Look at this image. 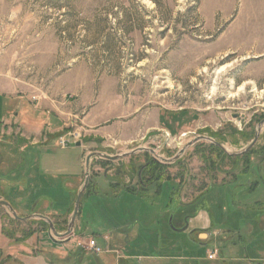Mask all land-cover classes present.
Masks as SVG:
<instances>
[{
  "label": "rangeland",
  "instance_id": "1",
  "mask_svg": "<svg viewBox=\"0 0 264 264\" xmlns=\"http://www.w3.org/2000/svg\"><path fill=\"white\" fill-rule=\"evenodd\" d=\"M0 91L36 96L62 116L77 115L68 116L75 120L69 134L78 132L86 155L119 154L142 145L169 158L198 134L215 135L229 152H240L264 121V0H0ZM5 111L0 101V115ZM8 125L2 123L0 130ZM151 132L155 133L143 138ZM58 139L52 138L45 149L41 146L36 157L57 177L81 172L80 146L72 140L61 147ZM263 145L264 123L253 147ZM202 150L208 152L209 142H196L183 156L187 172L180 188L186 200L201 197L194 195L212 181ZM259 158L250 157L249 169L237 181L208 186L205 211L213 224L210 233L214 238L231 237L206 247L196 235L171 232L183 211L174 215L177 209L169 210L157 217L149 212L142 236L149 241L148 252L156 253L155 247L164 243L166 249L158 254L175 257L160 264L264 260V210L257 214L250 207L264 205V165ZM145 159L139 153L122 161L90 160L79 235L95 237L101 252L114 248L110 243L105 247L100 238L113 222L135 224L124 215L126 208L147 204L161 208L157 203L161 195L156 194L155 202L140 190L137 168ZM119 163L133 165L132 174L122 173ZM105 167L118 172L105 175ZM177 168L173 165L167 171L174 174ZM231 168L226 162L218 170ZM221 176L215 172V181ZM244 177L246 187L248 177L258 182L250 193L240 189ZM57 184L61 194L65 191L61 178ZM0 195L14 208L16 199L2 184ZM72 209L65 218L49 215L54 222L62 221L58 226L65 229ZM6 211L0 217L4 234L12 239L18 227ZM208 248L218 249V259L206 258ZM226 256L224 263L220 259Z\"/></svg>",
  "mask_w": 264,
  "mask_h": 264
},
{
  "label": "crops",
  "instance_id": "2",
  "mask_svg": "<svg viewBox=\"0 0 264 264\" xmlns=\"http://www.w3.org/2000/svg\"><path fill=\"white\" fill-rule=\"evenodd\" d=\"M35 97L21 94L20 92L10 94V92L0 91V101H3L6 108V111L0 116V125L2 123L9 124L4 129V132L0 130V184L4 186L7 194L12 199H16L13 201L15 205L13 209L17 215L20 217H28L26 219L15 218V227H18V230L16 229L17 234L12 239L4 234L3 226L5 224L0 217V264H160L161 261H166L175 256L163 253L158 254L159 251L162 252L166 249L162 242L155 247L156 253L148 252L150 250L149 241L143 239L142 236L145 235L148 229L145 219L149 215V212L154 216H158L161 213L164 215L169 210L175 211L177 209L174 215L179 211H183L181 214V222L171 232L181 231L192 238L193 235H196L195 240H200V243L206 247L208 245H214L219 241L225 242V240L232 236L227 235L226 239L225 236L214 238V235L210 233L213 224L211 223V216L205 211H208L207 205L209 204L207 200V195L210 192L208 185L200 188L194 195L195 197L201 194L202 198L196 203H190L192 199L186 200V194L183 193L181 188L179 193H176V190L174 193L170 191L171 188L175 189L179 187L177 180L164 182L162 187L157 191L155 190L154 184L146 188H140L142 192L144 191V195L150 196L152 201L155 199L156 202V194L158 196L161 195L160 201L163 203L157 200L158 205H160L158 207H161L160 210L148 204L136 210L134 207L126 208L124 215L129 219L135 220V224L129 226L128 224L130 222L125 223V220L113 222L110 225L111 227L107 228L108 234L104 233L103 237L100 238L105 247L110 243L114 248H106L101 252L102 255H99L100 257H97L96 253L79 245V242L88 240L84 239L82 235H79L84 228L82 222L84 207H82V202H80V207L74 221L73 232L65 237L54 236L46 218L53 223L54 227L56 225L58 226L59 223L62 224L63 222H54L50 218L49 213L65 218V215L73 208L77 192L82 184L80 182L82 175H85L83 159L87 156V150H85L82 141L79 139L74 140L75 145L80 146L82 149V152H80L81 156H79L82 164L81 172L73 170L65 176L60 177L49 174L46 162L42 161L40 157H36V151L41 149V146L45 149L52 138L55 137H59V139L64 137L71 142L73 137L69 132L75 121L72 117L75 118L77 115L66 112L67 116H62L61 111L59 113L54 112L46 105L44 100L39 98L36 100ZM69 115L72 117H68ZM59 139L57 145H59ZM77 143L79 144L77 145ZM33 151H35V156L32 153ZM136 154H139V152ZM128 157L123 158V160ZM107 174L111 175L112 173L108 171ZM221 174L220 181L226 178L224 173ZM240 177L241 175H238L237 180ZM60 178L64 183L63 188L65 190H61V194L57 184ZM245 180L246 177L242 179L241 187L239 186L242 193L248 192L249 190L253 191L257 187L258 182L255 178L248 177L247 187L244 186ZM253 180H255V185L252 182ZM79 182L80 184L77 187ZM251 185H253L252 188ZM134 195L143 197V195H138L137 193ZM0 199L9 202V200L4 199L1 195ZM81 201H83V198H81ZM179 202L182 204H179ZM235 203L238 205V202ZM10 205L12 206V204ZM250 207H252V212H257V214L262 213L264 210L262 203L257 205V209L256 206L250 205ZM0 208L2 209L0 214L3 211L6 214L7 207L0 205ZM25 211L26 213L23 214L22 212ZM119 212L120 216H123L121 213L123 211L120 210ZM36 215H43L46 218ZM38 223L40 224L39 229ZM44 223L47 224L48 229ZM58 228L56 230L61 233L66 231L67 226L65 229H60L59 226ZM11 231L14 233L15 229ZM137 235L139 237H136ZM255 238L256 240L258 239L257 237ZM96 242L98 244L97 240ZM231 242H234V240H228L229 244ZM250 244L254 245L255 243L253 241ZM254 247L258 249L257 246ZM75 248L76 250H74ZM212 249L208 248L207 253ZM230 250L232 251V249ZM87 256L92 261L87 259ZM223 258H225V261H223ZM223 258L220 260L226 263L229 256ZM259 259L258 261H254V264H262L264 260Z\"/></svg>",
  "mask_w": 264,
  "mask_h": 264
},
{
  "label": "trees",
  "instance_id": "3",
  "mask_svg": "<svg viewBox=\"0 0 264 264\" xmlns=\"http://www.w3.org/2000/svg\"><path fill=\"white\" fill-rule=\"evenodd\" d=\"M0 116H2V114ZM244 135H246V134L242 133L243 137H244ZM210 136L211 137L214 136L213 138L215 140H217L215 138V135H210ZM209 153H210L209 155H207V154L202 155L204 158V162L209 165L210 171H211V180L212 181H210L208 186H210V185L214 186V184L218 183L217 181H215V172L224 173L226 175V178L222 179V181H220V183L237 181L238 175H240L241 172L245 174L246 171L249 169V165L251 162V159H250L251 156H253L254 158L261 156V158H259V160L264 165V145L260 149H256V148L252 147L247 152H244L241 154H230V153L224 151L218 145H216L214 143H210L209 144ZM205 156H207V157H205ZM240 161H241V165H239ZM226 162L232 163V168L228 169L226 171L218 170V169H220V166H222ZM155 168H156V163L155 164L153 163V164H150L148 166V168H146V171L150 174H153L152 176H150V181L151 180L152 181L158 180V182L156 184L158 186L157 190H159V188H161L163 182H167V180L173 179L175 177L171 176V175L166 176V175H162V174H154L152 172H154ZM144 172L142 174H144ZM141 176H143V175H141ZM224 181H226V182H224ZM254 184H255V182H254ZM252 186L253 185H251V188H252ZM200 199H201V197H199L196 200L192 199V201L190 203H196ZM179 204H182V203H179ZM258 204H261V203H258ZM172 229H174V228L172 227Z\"/></svg>",
  "mask_w": 264,
  "mask_h": 264
},
{
  "label": "flooded vegetation",
  "instance_id": "4",
  "mask_svg": "<svg viewBox=\"0 0 264 264\" xmlns=\"http://www.w3.org/2000/svg\"><path fill=\"white\" fill-rule=\"evenodd\" d=\"M198 135H205V136H209V135H206V134H198ZM198 135H196V136H198ZM195 136V137H196ZM209 137H211V136H209ZM144 138V137H143ZM215 140V139H214ZM198 141H202V142H209V141H207V140H204V139H200V140H198ZM198 141H196V142H198ZM196 142H194V143H192L190 146H192V145H195V143ZM211 142H209V144H210ZM190 146H188L187 148H189ZM137 147H142V149L141 150H138V151H136L135 153H133V154H131V155H127V156H129V158H131L132 157V155H134V154H136L137 152H139V153H143V155L144 156H146V159H145V161L141 164V165H139V167L137 168V171H138V178H139V180H140V183H141V187L140 188H146L147 186H149V185H152V184H154V186H155V190H157L158 189V186H157V182H158V180H156V181H150V176H152L153 174H150V173H148L147 171H146V168H148V166L150 165V164H155L156 163V168H155V170H154V172H152V173H154V174H162V175H171V176H174L175 178H173V179H170V180H167V181H172V180H177V185L179 186V187H176L175 189H172L171 188V192L172 193H174L175 192V190H176V193H179V190H180V186L182 185V184H185V182H184V178L182 177V175H183V173L184 172H187V163H186V161H184V159H183V156H184V153H185V151H186V149L177 157V158H175V159H172L173 157H175L176 155H177V153L179 152V150L182 148H178V150L176 151V153L172 156V157H163L162 155H160V154H157L156 153V151L153 149V148H151V147H147V146H136V147H134L133 149H135V148H137ZM202 147V146H201ZM151 150H153V152L151 151ZM97 152V151H96ZM101 153H104V152H101ZM124 153V152H123ZM107 154V153H106ZM120 154V153H119ZM203 154H207V155H209L210 153H209V150H208V152L206 151V150H202V152H201V155H203ZM111 155V154H110ZM113 155H116V154H113ZM127 156H124V157H121V158H118V159H115V160H120V159H123V158H125V157H127ZM96 158H97V156H95ZM205 157H207V156H205ZM98 158H101V157H98ZM101 159H103V160H110V159H106V158H101ZM170 161H169V160ZM111 164V162H109V164H108V166ZM175 166V167H178L177 168V170L175 171V173L174 174H171L170 172H168L167 170L170 168V166ZM111 166V165H110ZM117 167H118V169L119 170H121V172L122 173H126V172H129V173H131L132 174V170L131 169H133V165H131V164H129V163H127V164H125V163H119V164H117L116 165ZM103 167V166H102ZM104 168V167H103ZM106 168L107 167H105V169H103L104 171H102L105 175L107 174V172L108 171H106ZM113 169L114 170H116V167H114V168H112L111 169V173L113 174V173H116V172H118V171H114V172H112L113 171ZM145 171V172H144ZM144 172V174H142ZM117 174V173H116ZM141 175H143V176H141ZM164 183V182H163ZM162 183V184H163ZM162 187V186H161ZM179 196V195H178ZM178 200H179V198H178ZM180 201V200H179ZM180 203V202H179ZM171 221V220H170Z\"/></svg>",
  "mask_w": 264,
  "mask_h": 264
},
{
  "label": "water",
  "instance_id": "5",
  "mask_svg": "<svg viewBox=\"0 0 264 264\" xmlns=\"http://www.w3.org/2000/svg\"><path fill=\"white\" fill-rule=\"evenodd\" d=\"M263 123H264V121L259 122V124H258V126L256 128V132L254 134V137L251 139V141L244 148L241 149L240 152H229L227 150V148L222 143L214 140L212 137L205 136V135H198V136L194 137L192 140L188 141L179 150L177 155L175 157H173L172 159L177 158L188 146H190L192 143H194V142H196V141H198L200 139H204V140H207V141H209L211 143H214V144L218 145L219 147H221L224 151H226V152H228L230 154H241V153L247 152L250 148L253 147V145L258 140V137H259V134H260V131H261V127H262ZM153 133H155V132L147 133V135H145L144 138L146 139L147 137H149ZM78 144L79 143H77V145ZM141 149H142V147H137L135 149H132L131 151L120 153V154H116V155H110V154L96 152V151H93V152H90L89 154H87V156L85 157V160H84V164H85V166H84V174H85L84 175V180H83V183H82L79 191L77 192V195H76V198H75V201H74L73 210H72L70 219L68 221V225H67L66 231L60 233V232H58L56 230V228L54 227L53 223L48 218L44 217L43 215H36V216H40V217L46 218V220L48 222V225H49V228H50V230H51V232H52V234L54 236L65 237V236L70 235L73 232V229H74V221H75L76 215H77L79 207H80L82 194H83L84 190L86 189V187L89 184V180H90V160H91V158L97 156V157H101V158L115 160V159H118V158H121V157H124V156H127V155H131V154H133L136 151L141 150ZM151 151L153 152V150H151ZM0 205L7 207L8 212H10V214L13 217L17 218V219H26V218H28V217H20V216H18L17 213L15 212V210L13 209V207L6 200L0 199Z\"/></svg>",
  "mask_w": 264,
  "mask_h": 264
},
{
  "label": "built area",
  "instance_id": "6",
  "mask_svg": "<svg viewBox=\"0 0 264 264\" xmlns=\"http://www.w3.org/2000/svg\"><path fill=\"white\" fill-rule=\"evenodd\" d=\"M70 135L73 137V141L77 140V137H78V132L77 131L72 132ZM69 142H70L69 139H66V138L62 137V138L59 139L58 143H59L60 146L64 147ZM79 245L82 246L83 248L91 250L94 253H99V252L102 251V249L99 246H97V242H96L94 237H89L87 241L79 242ZM217 257H218V249L217 248H213L212 250H210L207 253V258L208 259H216Z\"/></svg>",
  "mask_w": 264,
  "mask_h": 264
}]
</instances>
